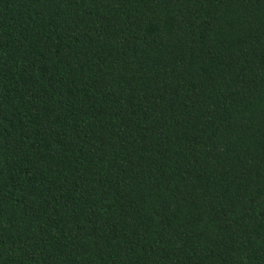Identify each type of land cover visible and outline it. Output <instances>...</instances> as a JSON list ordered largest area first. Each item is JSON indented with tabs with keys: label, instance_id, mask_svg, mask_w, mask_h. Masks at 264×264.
<instances>
[{
	"label": "trees",
	"instance_id": "obj_1",
	"mask_svg": "<svg viewBox=\"0 0 264 264\" xmlns=\"http://www.w3.org/2000/svg\"><path fill=\"white\" fill-rule=\"evenodd\" d=\"M0 264H264V0H0Z\"/></svg>",
	"mask_w": 264,
	"mask_h": 264
}]
</instances>
